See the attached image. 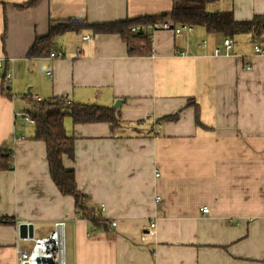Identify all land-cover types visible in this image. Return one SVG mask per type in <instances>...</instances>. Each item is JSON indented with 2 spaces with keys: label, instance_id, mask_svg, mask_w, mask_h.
Wrapping results in <instances>:
<instances>
[{
  "label": "crops",
  "instance_id": "obj_1",
  "mask_svg": "<svg viewBox=\"0 0 264 264\" xmlns=\"http://www.w3.org/2000/svg\"><path fill=\"white\" fill-rule=\"evenodd\" d=\"M27 1L0 0V146L12 140L13 148L12 170L0 172V218L14 222L0 225V264H18V250L31 249L18 225L39 238L57 221L65 224L64 264H264V40L236 36L226 56L225 38L201 27L157 29L151 55L130 57L119 35L83 30L58 38L60 58H29L50 25L159 16L172 2L42 0L17 9ZM210 10L246 21L264 15V0H219ZM33 97L118 102L117 128L63 120L74 138L63 166L108 231L78 217L53 184L44 143L23 119ZM196 112L206 129L195 125ZM131 221H155L154 240L141 242Z\"/></svg>",
  "mask_w": 264,
  "mask_h": 264
},
{
  "label": "trees",
  "instance_id": "obj_2",
  "mask_svg": "<svg viewBox=\"0 0 264 264\" xmlns=\"http://www.w3.org/2000/svg\"><path fill=\"white\" fill-rule=\"evenodd\" d=\"M41 1L28 0L17 9L32 8ZM218 1L171 0L172 9L169 14L144 16L119 23L89 25L84 20H67L50 25L45 37L35 39L27 52V57H46L57 48V40L61 35L83 30H90L94 35H119L130 57H148L152 53L153 25L162 21H168L176 26L201 27L208 34L220 35L223 38L233 39L239 35H249L252 39L264 40V15H256L246 21H237L231 11L210 10V7ZM135 28L136 30L132 32L131 29ZM27 116L34 122L31 124L33 125L31 139L44 143L49 175L60 195L73 199L78 217L88 219L95 229L108 231L107 221L95 214V210L89 205L88 196L77 190L74 172L66 170L63 166L64 158L72 160L74 156V138L66 134L63 120L69 117L73 125L106 123L111 129L117 128L119 124H116L115 109L50 98L42 103L34 102ZM168 119L170 118L162 119V121ZM195 122L196 126L203 127L197 120V112ZM12 168V140H8L0 146V172L10 171ZM0 225H14V222L0 218Z\"/></svg>",
  "mask_w": 264,
  "mask_h": 264
},
{
  "label": "built area",
  "instance_id": "obj_3",
  "mask_svg": "<svg viewBox=\"0 0 264 264\" xmlns=\"http://www.w3.org/2000/svg\"><path fill=\"white\" fill-rule=\"evenodd\" d=\"M168 30L173 31L174 34L178 35L181 32H190L192 27L189 25H182L176 26L171 24L168 21H164L158 24L153 25V30ZM135 29H131L133 32ZM85 37L84 39H87ZM222 45L224 47L225 55L227 56L230 50L233 48L234 42L230 38H225L222 41ZM253 51L255 54H262V49L255 45L253 47ZM218 54V50H214V55ZM62 55L59 52H52L49 54L50 58H60ZM12 61V60H10ZM246 69H250L249 65L245 66ZM11 76L9 72H5L4 80L9 81ZM32 100L36 103H42L43 101L40 100L38 97H33ZM24 121L28 122L29 124H33V120H31L27 115L23 116ZM22 140L24 138H14L15 140ZM155 176H158L156 174ZM157 201L159 198H156ZM203 213H207V208H202ZM131 226H136L139 232V238L141 242H150L153 241L156 235V223L155 221H151L147 225H140L137 222H129ZM111 227H116L115 222L110 223ZM64 229L65 224L63 221H57L54 223L53 230L44 237L39 238H30V242H32L31 249L29 251H21L18 250L17 252V263L18 264H64Z\"/></svg>",
  "mask_w": 264,
  "mask_h": 264
},
{
  "label": "water",
  "instance_id": "obj_4",
  "mask_svg": "<svg viewBox=\"0 0 264 264\" xmlns=\"http://www.w3.org/2000/svg\"><path fill=\"white\" fill-rule=\"evenodd\" d=\"M118 107V102L113 106L114 109ZM18 236L21 239L32 238V226L30 224H20L17 227Z\"/></svg>",
  "mask_w": 264,
  "mask_h": 264
},
{
  "label": "rangeland",
  "instance_id": "obj_5",
  "mask_svg": "<svg viewBox=\"0 0 264 264\" xmlns=\"http://www.w3.org/2000/svg\"><path fill=\"white\" fill-rule=\"evenodd\" d=\"M21 118V117H20ZM19 120H21V119H19Z\"/></svg>",
  "mask_w": 264,
  "mask_h": 264
}]
</instances>
